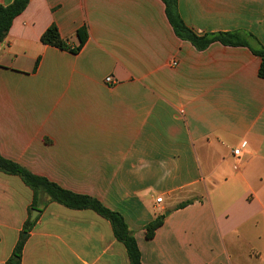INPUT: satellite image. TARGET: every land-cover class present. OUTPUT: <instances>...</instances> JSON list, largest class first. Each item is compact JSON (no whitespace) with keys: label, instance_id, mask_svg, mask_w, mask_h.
<instances>
[{"label":"crops","instance_id":"0c3cea01","mask_svg":"<svg viewBox=\"0 0 264 264\" xmlns=\"http://www.w3.org/2000/svg\"><path fill=\"white\" fill-rule=\"evenodd\" d=\"M177 11L199 35L264 47V0H177ZM51 24L70 44L85 26L86 43L76 54L41 44ZM259 66L248 47L178 37L161 0H29L0 44V155L119 213L142 264H264ZM32 200L0 172V264L33 209L20 264H129L95 212Z\"/></svg>","mask_w":264,"mask_h":264},{"label":"trees","instance_id":"16d2710c","mask_svg":"<svg viewBox=\"0 0 264 264\" xmlns=\"http://www.w3.org/2000/svg\"><path fill=\"white\" fill-rule=\"evenodd\" d=\"M165 7V14L168 22L172 26L176 35L183 40L190 42L196 49L203 50L209 44L218 42L228 46H244L248 47L253 54L260 58V66L258 69V77L264 79V47L256 43L255 47H251L248 42L243 39L239 33H218L215 35H199L188 28L177 11V0H161ZM29 0H13L8 6L0 5V44L5 39L12 21L20 15L26 8ZM76 43L70 44L68 40H64L59 36L57 27L51 24L46 28L40 37V42L43 45L56 48L60 51H65L71 54L78 53L87 41L88 34L85 26L79 28L75 32ZM39 59L34 63L33 71H35ZM0 172L6 175H14L32 191L33 200L31 209L36 206L37 196L42 193L48 197L51 202L58 203L65 208L71 210H91L107 220L113 231V235L117 241L125 247L129 264H142L140 261V253L132 233L128 230L123 217L114 211L104 207L97 199L87 196L72 193L50 182L44 177L37 176L22 168L17 163L5 159L0 155ZM189 202L182 203L177 208H182ZM164 216L160 215L149 222L144 228V236L147 240L154 237L155 231L162 226ZM35 221L27 219L23 225L19 239L16 242L10 257L6 264H20L21 252L24 242L27 238L29 230L34 225Z\"/></svg>","mask_w":264,"mask_h":264},{"label":"built area","instance_id":"2783aa9c","mask_svg":"<svg viewBox=\"0 0 264 264\" xmlns=\"http://www.w3.org/2000/svg\"><path fill=\"white\" fill-rule=\"evenodd\" d=\"M105 82H106L107 84H109V83H111V79H110L109 77H106V78H105ZM239 152H240V148L233 149V151H232V155H234V156H238V155H239ZM236 168H237V165L234 166V169H236ZM161 201H162L161 197L155 199V202H156V203H160Z\"/></svg>","mask_w":264,"mask_h":264},{"label":"water","instance_id":"95a60500","mask_svg":"<svg viewBox=\"0 0 264 264\" xmlns=\"http://www.w3.org/2000/svg\"><path fill=\"white\" fill-rule=\"evenodd\" d=\"M37 214H38V211L33 209L31 212L30 220L33 221L36 218ZM164 215H167V213H165Z\"/></svg>","mask_w":264,"mask_h":264}]
</instances>
